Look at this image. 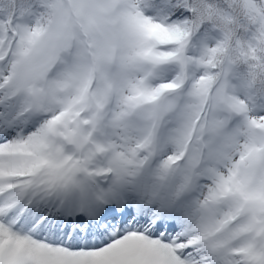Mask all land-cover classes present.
<instances>
[{"label":"snow or ice","instance_id":"snow-or-ice-1","mask_svg":"<svg viewBox=\"0 0 264 264\" xmlns=\"http://www.w3.org/2000/svg\"><path fill=\"white\" fill-rule=\"evenodd\" d=\"M0 264H264V0H0Z\"/></svg>","mask_w":264,"mask_h":264}]
</instances>
